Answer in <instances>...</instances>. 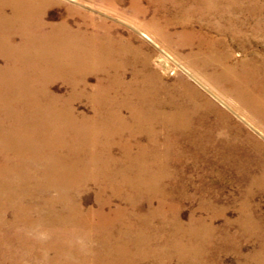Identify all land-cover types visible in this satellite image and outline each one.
I'll list each match as a JSON object with an SVG mask.
<instances>
[{"label": "rangeland", "instance_id": "1", "mask_svg": "<svg viewBox=\"0 0 264 264\" xmlns=\"http://www.w3.org/2000/svg\"><path fill=\"white\" fill-rule=\"evenodd\" d=\"M45 1L48 3L45 7V18L52 25L60 23L61 18L66 15L67 8L81 10L87 14L90 13L95 20L107 22L104 28V30L107 28V31L102 33L99 30L95 34L88 36L89 47H100L104 41V37L100 35L109 34L111 39L114 40L111 45L112 49H114L113 53H117V61L127 63L125 64L127 67L125 68L127 80L133 77L131 75L136 70L138 80L145 76L149 82L156 84L158 88H168L167 90H170L180 80L185 87H193L202 94L204 93L203 98L209 101L212 106H209V110L203 109L206 112L204 113L205 123L202 131H212V137L209 142L203 143L204 149L201 151L196 143L189 142L178 130L167 131L163 128L159 136L161 142L164 145L166 144V147L150 146V144H145L146 141L143 135H136L135 137L142 139L144 146L127 147V151L130 152V156L127 159L122 154L123 149L113 148L112 151L115 155L112 159H108V147L95 143H80L77 141L76 135L80 129L89 128L98 134V131L103 130L104 116L106 114L104 109L109 103L108 100L93 96L91 91L87 94L79 95L83 93L81 90L83 88L81 82L83 77L100 74V70H94L89 66V68H75L74 65L67 63L62 70L65 75L68 71L70 73L60 78L53 74L57 69L53 70L48 58V62L43 63L44 65L40 67L30 66L27 67L28 69L22 70V59L32 63L34 58L29 60L20 55L22 57L9 56L10 58L3 59L0 55V88L12 91L11 99L8 102L11 108L9 113L11 117L15 116L21 122H28L32 121L31 117H36L40 115V112H43L42 115L48 119H53L54 114V116L61 115L64 120L63 117H72L74 115L75 111L71 109V106L72 103L76 104L78 102L77 99L83 102L78 103L76 107L83 113V116L86 117L87 115V119L83 120V124L76 122H74L75 124L63 122V124H49V127L51 126L50 130L63 131L65 133L64 142L59 147L53 144L50 147L45 146L39 149L40 151H45V157L44 159L42 158V162L21 156L16 157L13 149L2 148L0 143V182L10 183L13 188L11 190L4 189L0 192V198H4L5 195H14L22 198L16 204H13V201L8 204L0 200V264H99L100 262V264H106V262L110 264V261L112 264H126L117 260L120 257V250L117 253V249L124 247V245H126L125 248L128 249L130 254H135V258L136 256L138 258L139 252L146 248L161 252L164 258L169 255L168 264H194L195 262L196 264H264V115L253 109L256 104L260 105L261 103L264 105V99H259L258 95H256V92L264 95V0ZM53 34L51 27L39 31V35L45 38L52 37ZM25 38L17 36V39L13 38V40L21 42ZM125 47L128 49L126 50ZM77 52L71 49L68 53L70 59L80 54ZM99 54L98 48L94 52L91 49L88 50L85 53V56L87 55L86 57L89 59L86 58L88 63H90L91 59L99 57ZM34 68L37 69L34 70ZM67 68H71L70 70L73 71L71 72ZM21 71L25 73L22 74L23 76L27 74L24 84L26 83V103L30 109L25 107L20 99L16 101L15 97L17 95L14 92L16 93L17 91L12 88L19 85L20 80H17L16 77L21 75ZM226 71L232 72L227 74ZM43 73L46 74L45 82H42L44 78L41 79L40 77ZM76 73L77 75H75ZM196 77L199 81L196 80ZM237 78L239 85H236ZM225 79L227 80L225 81ZM2 82H4L3 85ZM89 82L91 84L98 82L102 90L104 89V85H101L102 83L97 79L95 80L91 77ZM199 82L212 90L216 97ZM6 83L7 85H5ZM241 84L244 85L242 86ZM61 86L62 88H60ZM42 90L45 95L40 99L39 96ZM163 91L165 90H160L161 95L164 94ZM60 93L71 95L59 98L57 96ZM71 99H76V101L72 100V102ZM120 101H115V105L124 103L123 100L121 101L122 103ZM84 102L87 103L85 104ZM49 105H53L51 106L52 108ZM88 107L90 108L89 111L87 110ZM5 114L0 112V117H7ZM79 125L82 126L80 127ZM96 128L98 129L96 130ZM7 132L4 134L0 133V138H4L2 135L5 134L9 138L11 132ZM150 151H163L160 153L162 156L164 155L162 163L169 168V174L161 181H158L159 183L155 188H152L151 192H147L140 189L139 183L142 182L137 179V181L134 180L136 178L134 175L139 172V169L148 171V174L157 175L159 165L153 163L151 157L149 160L147 154ZM133 153H135V157ZM51 156H53V159L58 158L70 170L76 164L78 166L77 169L85 173L87 177H83L80 180L81 182L67 177L58 178L57 181L46 180L43 176L51 162L49 160ZM150 163L152 164L150 165ZM83 166L86 167L84 168ZM103 167L106 169L107 177L102 176L100 173ZM127 173L130 177H127ZM21 174L23 175L21 176ZM113 179L116 180L114 181ZM149 179L147 180L146 177L142 180L151 182V179ZM109 184L113 185L114 188L116 186L126 188L128 187L127 184H133L134 189H125V191L123 190V192L118 194H113V191L108 189L102 192V188ZM165 189H168V194L165 193L167 192ZM154 190L158 191L152 195L151 193ZM27 195L28 197L35 195V206L32 204L34 207L31 209L28 206L31 202L24 200ZM116 195L118 196L117 198ZM53 198L54 201L52 200ZM107 198H111L112 203L102 206L103 200L106 202ZM125 198L138 199L133 210L132 208L129 209L128 205L123 201ZM147 198L151 200L154 208L157 206V201L162 199L164 209L162 211V208H160L161 213L165 216L164 219L166 221L173 222H167L170 225L169 227H166L164 222L161 223L159 218L155 220L154 227H143V224L139 222L138 216L141 217L148 213L146 201L148 202L149 199L147 200ZM49 201L53 202V205L43 207L46 203H50ZM152 201L155 202L153 203ZM70 204L77 207L78 211L77 209H71ZM76 204L78 206L81 205V207ZM167 206L171 207L172 211ZM90 207H92V211L88 210ZM128 211L131 213H128ZM117 215L120 217L118 218ZM13 216L16 217L14 218ZM193 217L199 220L200 223L196 220L193 221ZM173 218L181 228L174 227L176 222H174ZM26 221L30 223H24ZM127 221H130V223ZM88 223L89 226L87 225ZM246 223L249 224L246 225ZM246 228L247 230H245ZM145 231L148 232L150 243L140 247L136 242L142 238V234ZM201 238L203 239L202 241ZM174 240L177 241L175 245L173 244L175 243ZM176 245L187 249L188 247L191 249L196 247L197 251L202 249V255L197 261L192 258H182V261V259L177 258L179 254L176 251ZM115 246L117 247L115 248ZM146 258L145 262L140 264H155L149 256ZM129 264L133 263L130 262Z\"/></svg>", "mask_w": 264, "mask_h": 264}, {"label": "bare ground", "instance_id": "2", "mask_svg": "<svg viewBox=\"0 0 264 264\" xmlns=\"http://www.w3.org/2000/svg\"><path fill=\"white\" fill-rule=\"evenodd\" d=\"M49 1V0H48ZM54 1V0H52ZM109 1V0H108ZM134 3V2H133ZM53 4V3H52ZM121 4V3H120ZM137 4V3H136ZM48 5V3L45 0H0V55L6 59L8 57L13 56V57H26V59L31 60L34 58V61L32 63L26 62L24 59H22V70H24L27 67H40L41 65H44L43 63H47V58L49 59V64L52 66L53 70L57 69L53 74H56L55 76L57 77H64L67 76V73H70L69 71L66 73L62 70L64 69L63 67L67 64L70 63V65H74L75 68H85V67H91L94 70H100L101 73L97 74L95 76H91L92 79H97L102 83V87L99 86L98 82L96 84H91L89 80L91 79L90 76L86 75L82 79V84L83 88L81 90L83 94H87L91 91L93 93V96L100 97L102 99L108 100L109 103L108 105L105 106V123H101L103 125L101 131L93 132V130L87 128V129H80L77 131V141L80 143H95L99 145H103L108 147V152H107V157L108 159H112L113 156L115 155L112 151L113 148H121L122 154L125 156V158H129L130 152L127 151V147H136V146H142V139L138 137H135L136 135H143L145 138L146 143L145 144H150V146L154 147H166V144L164 145L161 140H160V132L163 131V128L165 130H178L187 138V140L191 143H196L197 147L199 150L202 151L204 149L203 143H207L211 140L212 137V131L206 130L205 132L202 131V128L204 127V119H205V110H209V106L211 107L212 104L209 101H206V99L203 98V94L198 91L196 88L193 87H185L182 81H177V85L174 87H171L172 89L167 90L165 88H158L156 84L149 82V80L144 76L141 78V80H138V73L136 70L132 73L131 76H133L130 80H127L125 77V68L127 63L124 62H118L116 59V54L113 53L114 49H112V40L111 36L109 34H101L100 36L104 37L103 44L98 46V50L100 52L99 57H95L94 59H91L90 63H88V58L85 56V53L88 50H92L93 52L97 48H91L89 47V40L88 36L90 34H95L97 31H101L102 33L107 31L104 30L105 28V23L102 20H95V18L89 13H85L83 11H79L76 9H71L67 8L66 9V15L61 18V21L57 25H52L47 21L45 18V7ZM83 5V4H82ZM52 6V5H51ZM60 6V5H59ZM129 7V6H128ZM76 8V7H75ZM79 9V8H78ZM88 12V11H87ZM101 17V16H100ZM74 21V22H73ZM73 23V25H71ZM110 25V24H109ZM53 29V36H49L47 38L43 37L42 35H39L40 30H46L48 28ZM50 32V31H49ZM17 36L20 37H26L23 41L18 42L13 40V38L17 39ZM147 36V35H146ZM124 37V36H123ZM148 37V36H147ZM149 38V37H148ZM133 39V38H132ZM120 40V37H119ZM123 41V40H122ZM133 42V41H132ZM118 43V42H117ZM127 43V42H126ZM138 43V42H137ZM122 44V43H121ZM182 45V44H181ZM131 46V45H130ZM134 46V43H133ZM145 46V45H144ZM123 47V46H122ZM135 47V46H134ZM119 48V47H118ZM126 48V47H125ZM71 49H74L78 51V54L75 58L70 59L68 56V53L71 51ZM122 49V48H121ZM128 48H126L127 50ZM136 49V48H135ZM144 49V48H143ZM123 50V49H122ZM97 51V50H96ZM143 51V50H142ZM90 52V51H89ZM117 52V51H116ZM146 52V51H145ZM126 53V51H125ZM143 53V52H142ZM141 53V54H142ZM95 54V53H94ZM120 54V53H119ZM123 54V53H122ZM148 54V53H147ZM202 54V53H201ZM8 55V56H7ZM22 55V56H20ZM91 55V54H90ZM93 55V54H92ZM75 56V55H74ZM95 56V55H94ZM123 56V55H122ZM121 56V57H122ZM135 56V55H134ZM145 56V55H144ZM215 56V55H214ZM9 57V58H10ZM73 57V56H72ZM91 57V56H89ZM124 57V56H123ZM150 57V56H149ZM207 57V56H206ZM211 57V56H210ZM88 60H87V59ZM93 58V57H91ZM129 58V57H128ZM146 58V57H145ZM148 58V57H147ZM214 58V57H213ZM68 59V60H66ZM136 59V58H135ZM198 59V58H196ZM202 59V58H201ZM205 59V58H204ZM209 59V57H208ZM224 59V58H223ZM28 60V61H29ZM221 60V59H220ZM225 60V59H224ZM136 61V60H135ZM142 61V60H141ZM140 61V62H141ZM200 61V60H199ZM214 61V60H213ZM212 61V62H213ZM217 61V59H216ZM215 61V62H216ZM15 62V61H14ZM139 62V63H140ZM211 62V61H210ZM209 62V63H210ZM131 63V61H130ZM133 63V62H132ZM145 63V62H143ZM221 63V62H220ZM218 63V64H220ZM149 64V63H148ZM223 64V63H222ZM130 65V64H129ZM142 65V64H141ZM147 65V64H146ZM15 66V65H14ZM17 66V65H16ZM148 66V65H147ZM223 66V65H222ZM231 66V65H230ZM1 67V65H0ZM47 67V66H46ZM45 67V68H46ZM88 67V68H89ZM133 67V66H132ZM221 67V66H220ZM228 68L227 66H225ZM233 67V66H232ZM20 68V67H19ZM42 68V67H41ZM51 68V67H50ZM69 68V67H68ZM67 68V69H68ZM73 68V67H72ZM145 68V67H144ZM185 68V67H184ZM204 68V67H203ZM216 68V67H215ZM28 69V68H27ZM37 68H34V70ZM48 69V68H47ZM71 69V68H70ZM68 69V70H70ZM135 69V68H134ZM181 69V68H180ZM207 69V67H206ZM221 69V68H220ZM224 69V68H223ZM235 69V68H234ZM2 70V69H1ZM44 70V69H43ZM76 70V69H75ZM78 70V69H77ZM92 70V69H90ZM129 70V69H128ZM148 70V68H147ZM151 70V68H150ZM211 70V69H210ZM214 70V69H213ZM3 71V70H2ZM26 71V70H25ZM41 71V70H40ZM71 71V70H70ZM73 71V70H72ZM71 71V72H72ZM140 71V70H139ZM186 71V70H184ZM212 71V70H211ZM224 71V70H223ZM10 72V71H9ZM22 72V71H21ZM75 72V71H74ZM88 72V71H87ZM145 72V71H144ZM187 72V71H186ZM204 72V71H203ZM221 72V71H220ZM218 72V73H220ZM227 72V71H226ZM232 72V71H231ZM227 72V74L231 73ZM235 72V70H234ZM233 72V74H234ZM3 73V72H2ZM17 73V72H16ZM27 73V72H26ZM82 73V72H81ZM91 73V72H90ZM149 73V71H148ZM147 73V74H148ZM155 73V71H154ZM157 73V72H156ZM190 73V72H189ZM6 74V73H5ZM13 74V73H12ZM21 73L20 76H17V80L19 81L18 86H11L14 90L17 92L16 94L17 99H20V101H23L24 106L27 107L28 109L29 106L26 103V83L25 82V76H23ZM38 74V73H37ZM87 74V73H86ZM89 74V73H88ZM152 74V72H151ZM205 74V73H204ZM50 75V74H49ZM77 75V73L75 74ZM80 75V74H79ZM157 75V74H156ZM213 75L215 76L214 72ZM217 75V74H216ZM30 76V75H29ZM54 76V75H53ZM52 76V77H53ZM70 76V75H69ZM73 76V74H72ZM199 76V75H198ZM219 76V75H218ZM222 76V74H221ZM1 77V76H0ZM41 79L45 82V77L46 74L43 73L40 75ZM195 77V76H194ZM201 77V76H200ZM204 77V76H203ZM30 78V77H29ZM35 78V77H34ZM37 78V76H36ZM50 78V77H49ZM137 78V79H136ZM197 78V77H196ZM1 79V78H0ZM12 79V78H11ZM40 79V80H41ZM228 79V78H227ZM225 79V81L227 80ZM231 79V78H229ZM240 79V78H239ZM35 80V79H34ZM47 80V79H46ZM52 80V79H50ZM67 80V79H66ZM71 80V79H70ZM198 80V78L196 79ZM235 80V79H234ZM236 85H239V80L238 78L236 79ZM58 81V80H57ZM74 81V80H71ZM162 81V80H161ZM199 81V80H198ZM224 81V80H222ZM9 82V81H7ZM37 82V81H36ZM48 82V81H47ZM62 82V81H61ZM60 82V83H61ZM164 82V81H163ZM4 82H2L3 85ZM11 83V82H10ZM16 83V82H15ZM35 83V82H34ZM73 83V82H72ZM157 83V82H156ZM173 83V82H172ZM175 83V82H174ZM203 87L205 85L201 82H199ZM231 83V82H230ZM242 83V82H241ZM65 84V83H64ZM71 84V83H70ZM226 84V83H225ZM246 84V83H245ZM7 85V83L5 84ZM17 85V84H16ZM77 85V84H76ZM159 85V84H158ZM235 85V84H233ZM242 86L244 84H241ZM38 86V85H35ZM73 86V85H72ZM75 86V85H74ZM157 88H156V87ZM163 86V85H162ZM168 86V85H167ZM190 86V85H189ZM8 87V86H7ZM2 88V87H1ZM0 88V112H3L5 116L0 117V133L4 134L6 131L11 132V136L8 138L5 135H2L4 138H0V143L2 148H9L13 149V153L15 156H21L23 158H30V159H35L39 160L42 162V158L44 159L45 151H40L39 149H42L43 147L47 146L50 147L51 145H58L61 146V144L64 142V132L63 131H55V130H50L49 124H72L74 122L83 124V120L87 119L86 117L83 116L82 112L79 111V108L76 107L78 103H81L80 99H77L78 102L76 104L72 103L71 109L75 111L74 115L72 117H63L64 120L62 119L61 115H56L54 116L53 114V119H48L42 113L40 112V115L36 117H31L32 121L28 122H21L17 117H11L9 114L11 111V108L8 104L9 100L11 99V94L12 91L10 90H3ZM36 88V87H35ZM62 88V86L60 87ZM206 88V87H205ZM229 88V87H227ZM33 89V88H32ZM165 90L163 91V95L160 94V90ZM233 89V88H232ZM40 90V89H39ZM75 90V89H74ZM102 90V91H101ZM212 95L215 96L214 92L212 90L206 88ZM236 90V89H235ZM246 90V89H245ZM244 90V91H245ZM68 91V90H67ZM66 91V92H67ZM227 91V90H226ZM249 91V90H248ZM29 93V92H28ZM36 93V92H35ZM42 92L39 94L40 99L45 95ZM78 93V92H77ZM237 93V91H236ZM242 93V92H241ZM253 93V92H252ZM34 94V92H33ZM238 94V93H237ZM236 94V95H237ZM31 95V94H30ZM70 96L71 94H58L57 97H66ZM73 95V94H72ZM242 95V94H241ZM255 95V93H254ZM257 97L264 99V95L260 92H256ZM253 96V95H252ZM73 97V96H72ZM216 97V96H215ZM255 97V96H254ZM68 98V97H67ZM71 98V97H70ZM80 98V96H79ZM82 98V97H81ZM84 98V97H83ZM76 99H71L74 102ZM85 99V98H84ZM88 99V98H87ZM239 99V98H238ZM242 99V98H241ZM54 100V99H53ZM65 100V99H64ZM118 100H123L124 103L121 101V105H115V101L118 102ZM222 100V99H221ZM247 100V99H246ZM258 100V99H257ZM14 101V100H13ZM72 101V102H73ZM96 101V100H95ZM240 101V100H239ZM259 101V100H258ZM54 102V101H53ZM62 102V101H61ZM89 102V101H88ZM91 102V101H90ZM107 102V101H106ZM248 102V101H247ZM263 102V101H262ZM71 103V102H70ZM85 103V102H84ZM87 103V102H86ZM85 103V104H86ZM224 103V102H223ZM246 103V102H245ZM250 103V102H249ZM34 104V103H33ZM69 104V103H67ZM225 104V103H224ZM243 104V103H242ZM248 104V103H247ZM37 105V104H36ZM43 105V104H42ZM57 105V104H56ZM227 105V104H226ZM40 106V105H39ZM50 106V105H49ZM53 106V105H51ZM50 106V107H51ZM88 106V105H87ZM253 106V105H252ZM24 107V108H25ZM38 107V106H37ZM55 107V106H54ZM91 107V106H90ZM32 108V107H31ZM52 108V107H51ZM61 108V107H60ZM65 108V107H64ZM70 108V107H68ZM35 109V108H34ZM92 109V108H91ZM255 111H257L260 114L264 115V105L260 103L254 105L253 108ZM60 110V109H58ZM88 111L90 108L88 107ZM233 110V109H232ZM235 110V109H234ZM45 111V110H44ZM62 111V110H60ZM69 111V109H68ZM17 112V110H16ZM38 112V111H36ZM72 112V111H71ZM48 113V111H47ZM236 113V112H235ZM14 114V113H13ZM51 114V113H50ZM9 115V116H8ZM18 115V114H17ZM31 116V115H30ZM47 116V115H46ZM65 116V114H64ZM103 116V115H102ZM51 117V116H50ZM197 118V119H196ZM78 121V122H77ZM94 121V120H93ZM63 122V123H62ZM90 122V121H89ZM92 122V121H91ZM96 123V122H95ZM75 124V123H74ZM98 124V123H97ZM76 126V125H75ZM80 126V125H79ZM82 126V125H81ZM80 126V127H81ZM95 127V126H94ZM97 127V126H96ZM100 128V127H98ZM96 128V130L98 129ZM49 129V130H48ZM62 129V128H61ZM58 130V129H57ZM166 131V132H167ZM7 132V133H8ZM73 141V140H72ZM71 141V142H72ZM165 143V141H164ZM144 146V145H143ZM92 147V146H91ZM57 148V147H56ZM51 149V148H50ZM130 149V148H129ZM143 149V148H142ZM149 149V148H148ZM147 149V150H148ZM31 150V151H30ZM84 150V149H83ZM132 150V149H131ZM130 150V151H131ZM165 150V149H164ZM156 151V150H155ZM158 151V150H157ZM98 152V151H97ZM163 152V151H162ZM162 152H151L148 153L147 155L149 156V160L151 157V161L155 163L156 165L158 164V172L157 175L154 174H148V171L144 169H139V172L134 175L133 177L135 178L134 180H140L142 183H139L140 189L143 191L151 192L153 190L152 188H155L157 184L159 183L158 181H161L164 177H166L169 174L168 167L162 161L164 160L163 156L160 154ZM69 153V152H68ZM94 153V152H93ZM92 153V154H93ZM140 153V152H139ZM147 153V152H146ZM135 153H133V156ZM142 154V152H141ZM144 154V153H143ZM138 155V154H136ZM146 156V154H144ZM69 156V155H68ZM84 156V155H82ZM95 156V155H94ZM64 157V156H63ZM90 157V155H89ZM92 157V156H91ZM96 157V156H95ZM93 157V158H95ZM22 158V159H23ZM67 158V157H66ZM124 158V157H123ZM147 158V157H146ZM13 159V158H12ZM62 159V158H61ZM137 159V158H136ZM51 160L48 168L45 170L44 178L46 180L52 181L56 180L58 178L62 177H67L71 178L73 180H78L80 181L85 177V173L80 172L77 169V165L74 164V166L70 169H68L65 165H63L58 158L53 159V156L49 158ZM77 160V159H76ZM107 160V158H106ZM130 160V159H129ZM132 160V159H131ZM140 160V159H139ZM167 160V159H165ZM29 161V160H28ZM80 161V160H79ZM104 161V160H103ZM127 161V160H126ZM145 161V160H144ZM150 161V162H151ZM15 162V161H14ZM63 162V161H62ZM96 162V161H95ZM5 163V161H4ZM71 163V162H70ZM76 163V162H75ZM98 163V161H97ZM101 163V162H100ZM103 163V162H102ZM113 163V162H112ZM135 163V162H133ZM21 164V163H20ZM89 164V163H88ZM87 164V165H88ZM142 164V163H140ZM139 164V165H140ZM152 163H150L151 165ZM102 165V164H101ZM18 166V165H17ZM16 166V167H17ZM27 166V165H26ZM89 166V165H88ZM93 166V165H92ZM99 166V164H98ZM104 166V165H103ZM137 166V165H136ZM135 166V167H136ZM141 166V165H140ZM1 167V165H0ZM3 167V166H2ZM15 167V168H16ZM44 167V166H43ZM46 167V166H45ZM84 167V166H83ZM86 167V166H85ZM84 167V168H85ZM144 167V166H143ZM7 168V167H6ZM19 168V167H18ZM97 168V167H96ZM99 168V167H98ZM124 168V167H123ZM142 168V167H141ZM148 168V167H146ZM152 168V167H151ZM157 168V167H156ZM3 169V168H2ZM14 169V168H13ZM11 170V169H10ZM40 170V169H39ZM69 170V171H65ZM83 170V169H82ZM85 170V169H84ZM116 170V169H115ZM114 170V171H115ZM4 171V170H3ZM22 171V170H21ZM44 171V170H43ZM87 171V170H86ZM92 171V170H91ZM106 169L101 170V175L102 176H108V174L105 173ZM127 171V170H126ZM152 171V169H151ZM156 171V170H154ZM9 172V170H8ZM6 172V173H8ZM13 172V171H12ZM16 172V171H15ZM25 172V171H24ZM36 172V171H34ZM64 172V174H62ZM90 172V170H89ZM122 172V171H121ZM152 173V172H151ZM155 173V172H154ZM16 174V173H15ZM116 174V171H115ZM3 175V173H2ZM23 174H21L22 176ZM35 175V174H34ZM189 175V174H188ZM11 176V175H10ZM37 176V175H36ZM123 176V175H122ZM130 177L127 173V177ZM2 177V176H1ZM13 177V175H12ZM24 177V176H23ZM28 177V176H27ZM42 177V176H41ZM87 177V176H86ZM93 177V176H92ZM124 177V176H123ZM131 177V178H133ZM147 177V180L150 178L151 182H144L145 180H142ZM20 178V177H19ZM25 178V177H24ZM38 178V177H37ZM12 179V178H11ZM29 179V178H28ZM63 179V178H62ZM117 179V178H116ZM115 179V180H116ZM149 179V180H150ZM25 180V179H24ZM44 180V179H43ZM89 180V178H88ZM114 180V179H113ZM114 180V181H115ZM136 180V181H137ZM29 181V180H27ZM26 181V182H27ZM76 181V182H78ZM84 181V180H83ZM119 181V180H118ZM14 182V181H13ZM23 182V181H21ZM81 182V181H80ZM87 182V181H86ZM92 182V181H91ZM97 182V180H96ZM133 182V181H132ZM163 182V181H162ZM161 182V183H162ZM28 183V182H27ZM43 183V182H42ZM53 183V182H51ZM63 183V182H62ZM108 183V182H107ZM110 183V182H109ZM115 183V182H114ZM122 183V182H121ZM120 183V184H121ZM37 184V183H36ZM39 184V183H38ZM41 184V183H40ZM59 184V183H58ZM80 184V183H79ZM91 184V183H90ZM106 184V183H105ZM104 184V185H105ZM163 184V183H162ZM161 184V186H162ZM47 185V184H46ZM57 185V184H55ZM60 185V184H59ZM70 185V184H69ZM68 185V186H69ZM81 185V184H80ZM84 185V184H83ZM128 187L123 188L120 186H116V188L113 187V185L109 184L106 185L105 187L102 188V192H104L106 189L113 191V194H118L127 190H133L134 186L133 184H127ZM16 186V185H15ZM33 186V185H31ZM41 186V185H40ZM66 186V185H65ZM77 186V185H76ZM82 186V185H81ZM21 187V186H20ZM71 187V186H70ZM137 187V186H136ZM11 184L7 182H0V192H2L4 189H10L11 190ZM28 188V187H27ZM26 188V189H27ZM46 188V187H45ZM51 188V187H50ZM64 188V185H63ZM76 188V187H75ZM159 188V187H158ZM13 189V188H12ZM33 189V188H32ZM55 189V187H54ZM82 189V188H81ZM157 189V188H156ZM17 190V189H16ZM61 190V189H60ZM166 190V189H165ZM168 190V189H167ZM166 190V191H167ZM9 191V190H8ZM7 191V192H8ZM55 191V190H54ZM64 191V190H63ZM79 191V190H78ZM76 191V192H78ZM158 190H154L151 194L154 195L156 194ZM162 191V190H161ZM17 192V191H16ZM24 192V191H23ZM22 192V193H23ZM75 192V193H76ZM101 192V193H102ZM128 192V191H127ZM30 193V192H29ZM58 193V192H57ZM72 193V192H71ZM82 193V192H81ZM130 193V192H129ZM162 193V192H161ZM165 193H169L168 191ZM5 194V193H4ZM18 194V193H17ZM20 194V193H19ZM56 194V193H55ZM65 194V192H64ZM68 194V193H67ZM112 194V195H113ZM135 194V193H134ZM166 194V195H167ZM32 195V194H30ZM59 195V194H58ZM62 195V194H61ZM69 195V194H68ZM121 195V194H120ZM126 195V194H125ZM124 195V196H125ZM149 195V194H148ZM25 196V195H24ZM38 196V195H36ZM52 196V195H51ZM57 196V195H55ZM66 196V195H64ZM122 196V195H121ZM61 197V196H60ZM68 197V196H67ZM83 197V196H82ZM118 196L116 195V198ZM141 197V196H140ZM148 197V196H147ZM156 197V196H155ZM66 198V197H65ZM112 198H114L112 196ZM121 198V197H120ZM150 198V197H149ZM147 198V200L149 199ZM154 198V197H152ZM151 198V199H152ZM157 198V197H156ZM22 198H19L14 195H5L4 198H0L1 202L8 203L14 202L13 204H16L17 202H20ZM67 199V198H66ZM24 200H28L30 203L29 208L31 209L32 207L35 206L34 200H35V195L32 197H28ZM45 200V199H44ZM54 201V198L52 199ZM59 200V199H58ZM63 200V198H62ZM121 200V199H120ZM137 198H125L123 201L128 205L129 209L132 208V210L135 207V203L137 202ZM165 201V200H164ZM50 203H46L43 207H50L52 206L53 202L49 201ZM58 203L57 201H55ZM54 202V203H55ZM153 202V201H152ZM155 202V201H154ZM153 202V203H154ZM44 203V202H43ZM111 202V198L106 200H103L102 206L103 205H109ZM146 206L148 209V213L145 215H142L141 217L138 216L139 222L143 224V227H154V223L156 222L157 218L160 219L161 223L164 222L166 227H169L170 225L168 223H173L172 221H166L164 219V215L161 213L164 209V202L162 199H159L157 201V206L154 208L152 206L151 200L149 199L148 202L146 201ZM12 204V203H11ZM34 206H33V205ZM60 204V203H59ZM205 204V203H204ZM68 205V204H67ZM71 209L73 210L77 209V207L72 206ZM77 205V204H76ZM121 205V204H119ZM10 206V205H9ZM17 206V205H16ZM15 206V208H16ZM78 206V205H77ZM81 207V205H79ZM78 206V207H79ZM101 206V207H102ZM21 207V206H20ZM121 207V206H120ZM126 207V206H125ZM127 207V208H128ZM166 207V206H165ZM168 207V206H167ZM205 207V206H204ZM3 208V207H2ZM27 208V207H26ZM111 208V207H110ZM114 208V207H113ZM162 208V211L161 209ZM170 208V209H169ZM20 209V208H19ZM17 209V210H19ZM92 207H90L88 210H91ZM107 209V208H106ZM126 209V208H125ZM166 209V208H165ZM169 210L172 211L171 207H168ZM22 210V209H21ZM26 210V209H25ZM68 210V207H67ZM71 210V211H73ZM114 210V209H113ZM24 211V210H23ZM22 211V212H23ZM49 211V210H48ZM78 211V209H77ZM76 211V212H77ZM104 211V210H102ZM106 211V210H105ZM125 211V210H124ZM123 211V212H124ZM209 211V210H208ZM213 211V210H212ZM25 212V211H24ZM50 212V211H49ZM55 212V211H54ZM74 212V211H73ZM97 212V211H96ZM100 212V211H99ZM112 212V211H111ZM120 212V211H118ZM140 212V211H139ZM15 213V212H14ZM80 213V212H78ZM128 213H131L128 211ZM23 214V213H22ZM37 214V213H36ZM56 214V213H54ZM69 214V213H68ZM71 214V212H70ZM74 214V213H72ZM82 214V213H80ZM94 214V213H93ZM92 214V215H93ZM96 214V213H95ZM98 214V212H97ZM116 214V212H115ZM121 214V212H120ZM15 215V214H14ZM46 215V214H45ZM60 215V214H58ZM64 215H66L64 213ZM102 215V214H101ZM125 215V214H124ZM129 215V214H128ZM139 215V214H137ZM1 216V214H0ZM26 216V215H25ZM68 216V215H67ZM80 217V215L78 214ZM94 216V215H93ZM105 216V215H104ZM114 216V215H113ZM118 216V215H117ZM133 216V215H132ZM14 217V216H13ZM16 217V216H15ZM14 217V218H15ZM61 217V216H60ZM58 217V218H60ZM86 217V216H85ZM106 217V216H105ZM120 216H118L119 218ZM123 217V216H122ZM31 219V217H29ZM28 218V219H29ZM56 218V217H55ZM99 218V217H98ZM107 218V217H106ZM117 218V217H116ZM212 218V217H211ZM243 218V217H242ZM7 219V218H6ZM23 219V218H22ZM64 219V218H63ZM93 219V218H92ZM95 219V218H94ZM110 219V216H109ZM121 219V218H120ZM199 219V218H198ZM27 220V219H26ZM51 220V219H50ZM59 220V219H58ZM71 220V219H69ZM83 220V219H82ZM87 220V218H86ZM98 220V219H97ZM107 220V219H106ZM171 220V219H170ZM175 225L174 227L176 228H181V226L177 223V221L173 218ZM193 221L196 220L199 222V220L195 219L193 217ZM21 221V220H20ZM54 221V220H53ZM75 221V220H74ZM90 221V220H89ZM92 221V220H91ZM112 221V220H111ZM132 221V220H131ZM135 221V220H134ZM7 222V221H5ZM4 222V223H5ZM47 222V221H46ZM51 222V221H50ZM58 222V221H57ZM72 222V221H71ZM70 222V223H71ZM94 222V221H93ZM98 222V221H97ZM96 222V223H97ZM101 222V219H100ZM108 222V221H107ZM119 222V221H118ZM128 222V221H127ZM168 222V223H167ZM242 222V221H241ZM24 223H30V222H24ZM78 223V222H77ZM80 223V222H79ZM91 223V222H90ZM106 223V222H103ZM111 223V222H110ZM124 223V222H123ZM130 223V221L128 222ZM238 223V222H237ZM14 224V223H13ZM46 224V223H45ZM108 224V223H107ZM133 224V223H131ZM178 224V226H177ZM181 224V223H180ZM244 224V223H242ZM249 223H246V225ZM47 225V224H46ZM75 225V224H73ZM83 225V224H81ZM86 225V224H85ZM89 226V223L87 224ZM86 225V226H87ZM96 225V224H94ZM109 225V224H108ZM127 225V224H126ZM184 225V224H183ZM201 225V224H200ZM239 225V224H238ZM57 226V225H56ZM106 226V224H105ZM134 226V225H133ZM141 226V225H140ZM180 226V227H179ZM193 226V225H192ZM199 226V225H198ZM209 226V225H208ZM139 227V226H137ZM163 227V226H162ZM210 227V226H209ZM90 228V227H89ZM132 228V227H131ZM211 228V227H210ZM129 229V228H128ZM155 229V228H154ZM199 229V228H198ZM244 229V228H242ZM125 230V229H124ZM148 230V229H145ZM150 230V229H149ZM148 230V231H149ZM181 230V229H179ZM247 230V228L245 229ZM121 231V230H120ZM131 231V230H130ZM129 231V232H130ZM143 231V230H142ZM158 231V230H157ZM207 231V230H206ZM126 232V231H125ZM128 232V231H127ZM178 232V231H177ZM196 232V231H195ZM201 232V231H200ZM210 232V231H209ZM208 232V233H209ZM223 232V231H222ZM135 233V232H134ZM133 233V234H134ZM148 232H144L142 234V238L139 239L137 245L145 246L146 244L150 243V237L147 234ZM153 233V232H152ZM192 233V232H191ZM121 234V232H120ZM124 234V233H123ZM174 234V233H173ZM183 234V233H182ZM200 234V233H199ZM205 234V232H204ZM135 235V234H134ZM177 235V234H176ZM181 235V234H180ZM192 235V234H191ZM207 235V234H206ZM250 235V234H248ZM182 236V235H181ZM180 236V237H181ZM195 236V235H194ZM109 237V236H108ZM136 237V236H135ZM138 237V236H137ZM140 237V236H139ZM192 237V236H190ZM199 237V236H198ZM104 238V237H103ZM116 238V237H115ZM162 238V237H161ZM114 239V238H113ZM118 239V238H117ZM135 239V238H134ZM198 239V238H197ZM196 239V240H197ZM248 239V238H247ZM108 240V239H107ZM172 240V239H171ZM203 239L201 238V241ZM113 241V240H112ZM129 241V240H128ZM136 241V240H135ZM175 243L174 245L177 244V241L174 240ZM180 241V239H179ZM154 242V241H153ZM129 243V242H128ZM102 244V243H101ZM107 244V243H106ZM117 244V243H116ZM127 244V243H126ZM167 244V243H166ZM196 244V243H195ZM61 245V244H60ZM169 245V244H168ZM173 245V246H174ZM69 246V245H68ZM105 246V245H104ZM164 246V245H163ZM206 246V245H205ZM107 247V246H106ZM117 246H115L116 248ZM123 247V246H122ZM120 249H117V253L119 251L120 257L117 260L118 262H123L126 264H129L132 262L133 264H140L141 262H145L146 257H150L153 259L155 264H168L167 260H169V255L167 258H164L163 255H161V252L155 251L154 249L150 250L149 248L142 249L138 254L139 257L136 258L134 257L135 254H130L128 252V249H126V245ZM51 248V247H50ZM136 248V247H135ZM151 248V247H150ZM173 248V247H172ZM177 253L179 254L177 256L178 259L182 258H192L193 260H198L199 257L202 255V249L200 251H197L196 247L191 249L190 247L185 248L183 246L176 245L175 246ZM199 248V247H198ZM112 249V248H111ZM259 249V248H258ZM264 249V248H263ZM98 250V249H97ZM109 251V250H108ZM107 251V252H108ZM115 251V250H114ZM133 251V250H132ZM258 251V250H257ZM261 251V250H260ZM100 252V251H98ZM131 252V251H130ZM134 253V252H133ZM172 253V252H171ZM228 253V252H227ZM261 253V252H260ZM34 254V253H33ZM173 254V253H172ZM31 255V254H30ZM100 255V253H99ZM109 255V254H108ZM107 255V256H108ZM166 255V254H165ZM254 255V254H253ZM259 255V253H258ZM10 256V255H9ZM37 256V255H36ZM40 256V255H38ZM105 256V257H107ZM250 256V255H249ZM257 256V255H256ZM255 256V257H256ZM80 257V256H79ZM104 257V258H105ZM133 257V259H132ZM264 257V255H263ZM15 258V257H14ZM103 258V259H104ZM111 258V257H110ZM109 258V259H110ZM86 259V258H85ZM91 259V258H90ZM107 259V258H106ZM148 259V258H146ZM250 259V258H249ZM254 259V258H253ZM259 259V258H258ZM51 260V259H49ZM98 260V259H97ZM185 260V259H184ZM187 260V259H186ZM87 261V260H86ZM90 261V260H88ZM94 261V260H92ZM171 261V260H170ZM183 261V259H182ZM256 261V259H255ZM259 261V260H258ZM66 262V261H65ZM115 262V261H114ZM150 262V261H149ZM101 263V262H100ZM99 263V264H100ZM105 263V262H103ZM153 263V262H152ZM170 263V262H169ZM183 263V262H182ZM191 263V262H190ZM199 263V261H198ZM250 263V262H249ZM80 264V263H79ZM95 264V263H94ZM98 264V263H97ZM107 264V262H106ZM109 264V263H108ZM110 264L111 261H110ZM116 264V263H115ZM196 264V262L194 263ZM244 264V263H243Z\"/></svg>", "mask_w": 264, "mask_h": 264}]
</instances>
